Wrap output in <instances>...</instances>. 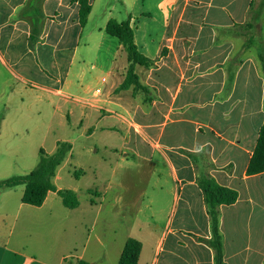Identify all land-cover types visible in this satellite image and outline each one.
Masks as SVG:
<instances>
[{
  "label": "crops",
  "instance_id": "crops-1",
  "mask_svg": "<svg viewBox=\"0 0 264 264\" xmlns=\"http://www.w3.org/2000/svg\"><path fill=\"white\" fill-rule=\"evenodd\" d=\"M86 1L91 13L82 27L81 0H0V100L8 88L6 103L17 93L23 102L26 96L42 95L54 107L53 114L62 111L68 119L74 117V124L90 136L96 133L93 111L111 113L114 120L99 128L102 133L128 135L133 130L152 149L143 154L128 148L123 143L126 137L118 147L112 145V158L106 160L110 177L104 196L109 207V244L97 237L93 252L101 259L110 252L118 264L127 240L134 238L142 244L140 264H215L208 244L210 219L197 184L205 174L239 193L234 205L220 207L225 264H264V173L247 175L264 113L258 128V107L252 112L246 106L254 87L264 107V0ZM97 9H101L102 19L94 23ZM110 20H129L139 52L154 61L149 70L137 68L148 93L115 92L128 63L117 65L122 50L118 39L116 44V38L106 32ZM88 64L91 70L105 67L115 76L106 94L100 87L107 83L105 77V83L103 78L96 81V88L90 85ZM229 83L231 90L226 89ZM239 86L243 89L236 100ZM99 88L101 95L96 96ZM115 110L122 114H112ZM165 136L170 143L163 142ZM117 148L129 150L137 161L130 163L128 153L119 158ZM142 162L151 167L154 191L127 200L118 190L121 174L128 168L126 164L141 167ZM164 167L168 168L166 175ZM60 168L54 183L58 190H65L57 183L62 179ZM57 197L50 192L41 207L22 201L0 206V264H48L9 244L19 225L18 237L37 222L35 214L46 211L52 218L60 211ZM140 197L147 200L149 221L155 223L153 232L139 228L136 237L118 235L114 221L125 215L128 202H133L140 215ZM93 204L91 199L90 208H82L80 203L73 210L82 214L80 228L89 225L94 230L97 226ZM152 242L150 259L144 261ZM77 248L73 250L78 252ZM65 254L57 264L85 259V253Z\"/></svg>",
  "mask_w": 264,
  "mask_h": 264
},
{
  "label": "rangeland",
  "instance_id": "rangeland-1",
  "mask_svg": "<svg viewBox=\"0 0 264 264\" xmlns=\"http://www.w3.org/2000/svg\"><path fill=\"white\" fill-rule=\"evenodd\" d=\"M101 19V9H97L93 22L98 23ZM113 40L118 44L117 39ZM125 58L124 53L121 52L116 58L117 65L121 66L122 62L126 64ZM105 69L104 67V70H91L90 64L86 68L87 78L92 81L90 85L93 84L94 88L97 87L95 86L97 80L104 77L107 79L104 86L99 85L104 94L116 79L113 74L106 72ZM226 89L231 90L232 84L229 83ZM241 89H243L241 86L237 89L236 100L239 99ZM9 90V88L6 89L0 100V183L14 177L28 175L38 166L42 150L46 153H53L59 141L68 142L72 146V151L60 168L62 179L57 182L58 186L65 190L74 191L83 206L82 208H90L89 203L93 199V206L95 207L92 208V217L97 218V226L94 230L89 225L80 228L79 225L82 221L80 211L66 208L60 197H57L61 210L55 213L52 218L46 211L42 214H35L34 219L37 222L30 225L20 237H18V233L20 234L22 230L19 225L11 237L13 242L9 246L30 258L48 264H57L62 255H67L65 253H69V251H72L73 255L85 253L84 260L89 263L94 261L96 264H116L117 260L110 252L106 253L102 259L100 254L93 252L97 237H101L105 245L109 244V235L106 230L109 207L104 196L110 170L106 160L112 158L111 155L114 152L112 145L118 147L122 143L123 137H126L123 143H126L128 148L136 149L143 154H149L152 149L142 143L133 130L128 135L121 132L115 134L102 133L99 128L106 125L105 122L114 120L110 115L111 113H100L92 110L94 114L92 125L96 127V133L90 136L85 129L74 124V117L68 119L62 111L53 114L54 107L48 104L42 95L37 97L35 94L33 98L26 96L23 102L21 94L17 93L11 102L6 103ZM250 91V102L246 106L247 108L251 107L252 112L258 107L257 126L259 128L262 122L260 114L264 113V107L262 109L260 106V92L254 87ZM238 112L239 110H236L235 114ZM112 114H122V112L115 110ZM138 117V119L141 118L140 115ZM167 130L169 131L170 127ZM163 140L164 143L171 142L168 136H165ZM117 149L119 158L128 153L130 163L137 161L134 154L129 150ZM130 163L126 164L128 168L124 169V173L121 174L122 186L118 189L126 194L127 200L154 191L152 186L154 176L152 172L150 173L149 163L142 162L141 167H133L134 165H130ZM164 170L165 175L168 174V168L164 167ZM24 190V185L15 188L0 187V206L6 202L10 204L19 203ZM97 192L98 196H96ZM128 203L125 215L122 218L119 216L118 220L114 221L118 235L124 233L136 237L139 235V228H143L146 232H153L155 223L149 221L150 211L147 208V200L145 199L144 202L143 197L139 199L138 208L143 211L140 215L135 212L133 202ZM13 220L14 216L9 217L8 223L13 222ZM7 231L9 235L8 228ZM74 247H78V252L73 250ZM148 248L150 251L145 256L144 261L150 259L154 242Z\"/></svg>",
  "mask_w": 264,
  "mask_h": 264
},
{
  "label": "trees",
  "instance_id": "trees-1",
  "mask_svg": "<svg viewBox=\"0 0 264 264\" xmlns=\"http://www.w3.org/2000/svg\"><path fill=\"white\" fill-rule=\"evenodd\" d=\"M90 13L91 6L89 2L81 0L79 14L82 27L86 26ZM106 32L108 35L118 39L128 63L124 80L115 92L133 90L135 93L138 91L148 93V87L142 84L137 68L142 67L149 70L154 66V61L139 52L130 21L118 22L110 20L106 26ZM261 64L264 72V57L261 58ZM71 151L72 146L68 142L59 141L54 153L47 154L44 150L41 151L38 166L31 173L3 181L0 183V187L15 188L24 185L25 190L21 201L33 207L43 206L48 194L56 192L61 197L66 208L77 209L80 205L77 194L71 190H58L54 183L58 169L63 165ZM263 173L264 123L259 131L257 145L247 168V175L254 176ZM197 184L202 191L210 219L211 239L208 244L214 251L215 264H225L223 237L220 230V207L234 205L239 198V193L234 189L221 186L214 178L205 174L198 178ZM141 251L142 244L138 240L134 238L128 239L118 264H140ZM64 264L91 263L84 260L65 259Z\"/></svg>",
  "mask_w": 264,
  "mask_h": 264
},
{
  "label": "built area",
  "instance_id": "built-area-1",
  "mask_svg": "<svg viewBox=\"0 0 264 264\" xmlns=\"http://www.w3.org/2000/svg\"><path fill=\"white\" fill-rule=\"evenodd\" d=\"M102 82H103V83H105V82H106V79H105V78H103V79H102ZM101 92H102V91H101V89H100V88H99V89H97V90H96V96H100V95H101Z\"/></svg>",
  "mask_w": 264,
  "mask_h": 264
}]
</instances>
